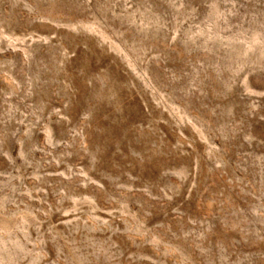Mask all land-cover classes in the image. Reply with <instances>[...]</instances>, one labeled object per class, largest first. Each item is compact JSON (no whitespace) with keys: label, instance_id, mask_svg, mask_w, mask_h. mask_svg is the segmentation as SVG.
<instances>
[{"label":"rangeland","instance_id":"obj_1","mask_svg":"<svg viewBox=\"0 0 264 264\" xmlns=\"http://www.w3.org/2000/svg\"><path fill=\"white\" fill-rule=\"evenodd\" d=\"M0 264H264V0H0Z\"/></svg>","mask_w":264,"mask_h":264}]
</instances>
